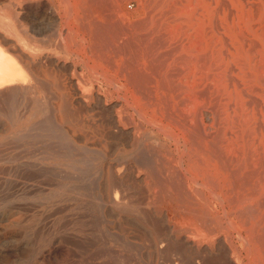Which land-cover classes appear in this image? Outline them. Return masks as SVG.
<instances>
[{"label":"rangeland","instance_id":"1","mask_svg":"<svg viewBox=\"0 0 264 264\" xmlns=\"http://www.w3.org/2000/svg\"><path fill=\"white\" fill-rule=\"evenodd\" d=\"M0 13V35L8 44L27 34L35 45L38 42L37 51L50 53L56 61L36 65L39 82L48 88L37 83L36 95H26L35 102L15 98L2 105L11 109L0 110V264H264V0H0ZM70 78L91 86L94 97L87 107L72 99ZM58 104L69 105L73 116L53 114ZM50 121L56 126L48 127ZM58 142L71 150L55 148ZM111 175L114 185L124 188L111 187ZM171 176L179 185L171 183ZM120 186L126 192L114 193ZM177 193L182 195L177 198ZM114 194L125 204L121 200L117 208ZM173 198L181 200L176 199V205L188 206V212L171 209ZM192 211L206 217L196 218Z\"/></svg>","mask_w":264,"mask_h":264},{"label":"bare ground","instance_id":"2","mask_svg":"<svg viewBox=\"0 0 264 264\" xmlns=\"http://www.w3.org/2000/svg\"><path fill=\"white\" fill-rule=\"evenodd\" d=\"M21 1V0H20ZM23 1V0H22ZM66 1V0H65ZM90 1V0H89ZM94 1H96V0H94ZM19 2V1H18ZM88 2V1H87ZM93 2V1H92ZM103 2V1H102ZM107 2V1H106ZM110 4V3H109ZM108 4V5H109ZM7 5V4H6ZM68 5H69V3H68ZM101 5H103V4H101ZM107 5V4H106ZM17 6V5H16ZM97 6V5H96ZM88 7V6H87ZM91 7H93V6H91ZM90 7V8H91ZM70 8V7H69ZM96 8V7H95ZM100 8V7H99ZM5 9V8H4ZM6 9H8V6L6 7ZM10 6H9V11L8 12H10V14H12L11 13V11H10ZM111 9V8H110ZM2 10V9H1ZM70 10V9H69ZM87 10H88V8H87ZM86 10V11H87ZM102 10H103V8H102ZM93 11V10H92ZM91 11V12H92ZM105 11V10H104ZM109 11V10H108ZM112 11V10H111ZM19 12V11H18ZM97 12V11H96ZM64 13V12H63ZM87 13H88V11H87ZM108 13V12H107ZM6 14H8L7 12H6ZM5 14V15H6ZM17 14V13H16ZM104 14H106V13H104ZM111 14V13H110ZM0 15H1V13H0ZM4 15V16H5ZM15 15V14H14ZM88 15H90V14H88ZM87 15V16H88ZM2 16V15H1ZM20 16V15H19ZM8 17H9V15H8ZM13 17V16H12ZM71 17V16H70ZM69 17V18H70ZM118 17H120V16H118ZM9 18H11V17H9ZM24 18V17H23ZM112 18V17H111ZM114 18V17H113ZM121 18H123V17H121ZM149 18V17H148ZM19 19H21V18H19ZM18 19V20H19ZM94 19V18H93ZM92 19V20H93ZM107 19V18H106ZM11 20H13V19H11ZM67 20V19H66ZM69 20V19H68ZM87 20V19H86ZM85 20V21H86ZM115 20V19H114ZM121 21H124V20H122V19H120ZM119 20V21H120ZM146 20H148V19H146ZM14 21V20H13ZM113 21V20H112ZM116 21V20H115ZM1 22V21H0ZM110 22H111V20H110ZM13 23H17V22H13ZM92 23V22H91ZM97 23H99V22H97ZM96 23V24H97ZM101 23H102V21H101ZM113 23V22H112ZM11 24V23H10ZM37 24V23H36ZM40 24V23H39ZM94 24V23H93ZM93 24H91V25H93ZM118 24V23H117ZM120 24V23H119ZM121 24L122 25H124L122 22H121ZM120 24V25H121ZM138 24V23H137ZM141 24V23H140ZM145 24V23H144ZM157 24V23H156ZM15 25H17V24H15ZM38 25V24H37ZM81 25V24H80ZM95 25V24H94ZM98 25V24H97ZM97 25H95V26H97ZM133 26H137L136 24L134 25V24H132ZM20 26V25H19ZM39 26V25H38ZM99 26V25H98ZM106 26V25H105ZM113 26H114V24H113ZM34 27V26H33ZM67 27V26H66ZM81 28H82V26H80ZM100 27V26H99ZM106 27H108V26H106ZM116 27H117V25H116ZM163 27V26H162ZM68 28V27H67ZM94 28H96V27H94ZM114 28V27H113ZM120 28V27H119ZM123 28H125L124 26H123ZM132 28V27H131ZM8 29V28H7ZM17 29H19V27L17 28ZM30 29V28H29ZM83 29V28H82ZM97 29V28H96ZM108 29H109V27H108ZM107 29V30H108ZM133 29V28H132ZM9 30V29H8ZM71 30V29H70ZM85 30H86V28H85ZM88 30V29H87ZM114 30H115V28H114ZM128 30V29H127ZM140 29H138V31H139ZM152 30V29H151ZM2 31V30H1ZM19 31H20V29H19ZM98 31V30H97ZM129 31V30H128ZM137 31V30H136ZM3 32V31H2ZM11 32V31H10ZM75 32V31H74ZM102 32V31H101ZM110 32V31H109ZM124 32H126L125 30H124ZM123 32V33H124ZM132 32V31H131ZM152 32H154L153 30H152ZM73 33V32H72ZM106 33V32H105ZM115 33H116V31H115ZM127 33H129V32H127ZM150 33V32H149ZM5 34V33H4ZM11 34V33H10ZM12 34H14L15 36H16V34L15 33H12ZM25 34V33H24ZM38 34V33H37ZM74 34V33H73ZM88 34V33H87ZM158 34V33H157ZM13 35V36H14ZM100 35V34H99ZM98 35V36H99ZM106 35H107V33H106ZM127 36H129L128 34H126ZM23 36V37H22ZM21 36V38L22 39H19L18 38V40L16 41H13V42H9V44L7 43V41L6 40H8V39H6L5 37H4V35H0V110L2 111V109H1V107H2V105L3 104H6V103H10L12 100H14L15 98H23L24 96H28L29 94H31V93H33L32 95H29V96H34V94L36 95V93H35V91H36V88H37V86H38V82L40 81L39 79H38V76H37V74H39V73H37L38 71H36L37 70V68H40V66L39 67H37L36 65L42 60V61H48L50 58L52 59L53 57H50V53H49V55L48 54H45L44 56H43V54L44 53H42V52H39V51H37V49L39 48V45H38V42L37 41H40V40H36V42H37V45H35L33 42H31V40H30V38H29V36L27 35V34H25V35H22ZM52 36V35H51ZM141 36V35H140ZM145 36V35H144ZM9 37V36H8ZM49 37V36H48ZM100 37V39H101V36H99ZM109 37V36H108ZM130 37V36H129ZM35 38H36V36H35ZM41 38V37H40ZM53 38V37H52ZM112 38V37H111ZM131 38V37H130ZM154 38H157V37H154ZM54 39V38H53ZM68 39V38H67ZM94 39V38H93ZM97 39V38H96ZM127 39V38H126ZM145 39H146V36H145ZM168 39V38H167ZM63 39H61V41H62ZM90 40V39H89ZM92 40V39H91ZM90 40V41H91ZM102 40V39H101ZM133 40V39H132ZM157 41H158V39H156ZM42 41V40H41ZM51 41H52V39H51ZM99 41V40H98ZM142 41V40H141ZM145 41V40H144ZM35 42V43H36ZM42 42H44V41H42ZM50 42V41H49ZM113 42V41H112ZM131 42V41H130ZM143 42V41H142ZM141 42V43H142ZM159 42V41H158ZM161 42V41H160ZM63 43V42H62ZM82 43V42H81ZM114 43V42H113ZM40 44V43H39ZM44 44V43H43ZM42 44V45H43ZM46 44V43H45ZM44 44V45H45ZM50 44V43H49ZM52 44L54 45V43L52 42ZM52 44H50V45H52ZM118 44V43H117ZM121 44V43H120ZM120 44H118V45H120ZM161 44V43H160ZM41 45V44H40ZM148 45V44H147ZM105 46V45H104ZM115 46V45H114ZM161 46V45H160ZM171 46V45H170ZM52 47V46H51ZM102 47V46H101ZM163 47V49H164V47L165 46H162ZM161 47V48H162ZM178 47V46H177ZM43 48H46V47H44L43 46ZM92 48H95V47H92ZM98 48H100V47H98ZM104 48V47H103ZM41 49H42V47H41ZM97 49V48H96ZM40 50V49H39ZM171 50V49H170ZM96 51V50H95ZM152 51H153V49H152ZM155 52H156V50H154ZM97 52V51H96ZM110 52V51H109ZM151 52V51H150ZM166 52V51H165ZM165 52H163L164 54H165ZM171 52V51H170ZM196 52V51H195ZM57 53V52H56ZM100 53V52H99ZM127 53V52H126ZM148 53V52H147ZM109 54V53H108ZM125 54V53H124ZM132 54V53H131ZM152 54H153V52H152ZM51 55H53V54H51ZM56 55H58V54H56ZM60 55V54H59ZM116 55V54H115ZM133 55V54H132ZM159 55V54H158ZM167 55H169V54H167ZM55 56V55H54ZM162 56V55H161ZM160 56V57H161ZM163 56H166V55H163ZM182 56V55H181ZM58 57L59 56H56L55 58H57L58 59ZM104 57V56H103ZM131 57V56H130ZM133 57V56H132ZM131 57V58H132ZM150 57H151V55H150ZM154 57V56H153ZM168 57V56H167ZM166 57V58H167ZM171 57H173L172 56V54H171ZM101 58V57H100ZM99 58V59H100ZM112 58V57H111ZM110 58V59H111ZM158 58V57H157ZM182 58H185V57H182ZM187 58V57H186ZM185 58V59H186ZM200 58H202V57H200ZM134 59V58H133ZM163 59V58H162ZM168 59V58H167ZM166 59V60H167ZM189 59V58H188ZM101 60V59H100ZM112 60V59H111ZM132 60V59H131ZM130 60V61H131ZM165 60V59H164ZM169 60V59H168ZM201 60V59H200ZM199 60V61H200ZM41 61V62H42ZM136 61V60H135ZM153 61V60H152ZM159 61V60H158ZM183 61H184V59H183ZM187 61V60H186ZM202 61V60H201ZM51 63H56V61L54 60V59H52L51 61H50ZM64 62V61H63ZM105 62V61H104ZM133 62V61H132ZM150 62V61H149ZM157 62V61H156ZM162 62H164L163 60H162ZM177 62V61H176ZM180 62H182V61H180ZM50 63V64H51ZM136 63H138V62H136ZM150 63H152V62H150ZM158 63V62H157ZM41 64H44L45 65V63H41ZM49 64V63H48ZM61 64V63H60ZM107 64V63H106ZM134 64V63H133ZM141 64V63H140ZM172 64V63H171ZM54 65V64H53ZM160 65V64H159ZM166 65V64H165ZM180 65H181V63H180ZM42 66V68H44L43 67V65H41ZM139 66V65H138ZM158 66V65H157ZM177 66H178V63H177ZM58 67H60V65L58 66ZM69 67V66H68ZM141 67V66H140ZM172 68H173V66H171ZM199 67H201V66H199ZM47 68H49V67H47ZM56 68V67H55ZM138 68V67H137ZM50 69V68H49ZM110 69V68H109ZM117 69V68H116ZM139 69V68H138ZM141 69V68H140ZM58 70V69H57ZM111 70V69H110ZM142 70V69H141ZM186 70V69H185ZM40 71V70H39ZM81 71V70H80ZM124 71V70H123ZM126 71V70H125ZM136 71V70H135ZM139 71V70H138ZM138 71H136V73H138ZM177 71V70H176ZM179 71V70H178ZM44 72V71H43ZM156 72V71H155ZM172 72H173V70H172ZM180 72V71H179ZM181 72H182V70H181ZM46 73V72H45ZM120 73V72H119ZM161 73V72H160ZM84 74V73H83ZM128 74V73H127ZM130 74V73H129ZM143 74H144V72H143ZM180 74V73H179ZM51 75V74H50ZM71 75V74H70ZM96 75H98V74H96ZM132 75H134V74H132ZM147 75V74H146ZM145 75V76H146ZM120 76V75H119ZM135 76V75H134ZM143 76V75H142ZM148 76V75H147ZM173 76V75H172ZM172 76H170V77H172ZM45 77H47V76H45ZM44 77V78H45ZM59 78H60V76H58ZM62 77H64V76H62ZM174 77V76H173ZM67 78V77H66ZM65 78V79H66ZM148 78V77H147ZM146 78V79H147ZM175 78H177V77H175ZM174 78V79H175ZM178 78H179V76H178ZM46 79V78H45ZM68 79V78H67ZM143 79V78H142ZM158 79H160V78H158ZM48 80V79H47ZM46 80V81H47ZM53 80V79H52ZM58 80H60V79H58ZM88 79H86V83H88V81H87ZM110 80V79H109ZM66 80H64V82H65ZM128 81H129V79H128ZM139 81V83H141L140 82V80H138ZM143 81V80H142ZM152 81V80H151ZM41 82V81H40ZM39 82V83H40ZM48 82V81H47ZM49 82H50V80H49ZM52 82H54V81H52ZM103 82V81H102ZM111 82V81H110ZM148 82V81H147ZM146 82V83H147ZM154 82V81H153ZM176 82H177V80H176ZM66 83V82H65ZM68 85H69V87H70V90H71V92H72V99L74 100L75 99V101L74 102H76V104H79V105H81V107L82 106H88V104H89V102L91 101V100H93V97H94V95H93V93H92V90L90 89L91 88V86L89 87H87V88H85V80L83 81V80H81V79H74V78H70L69 79V81H68ZM90 83V82H89ZM112 83V82H111ZM144 83V82H143ZM40 84H42V83H40ZM53 84H55V83H53ZM57 84V83H56ZM59 84H61L60 82H59ZM142 84V83H141ZM154 84V83H153ZM175 84V83H174ZM179 84V83H178ZM45 86H46V84H44ZM43 84H42V86H44ZM90 85V84H89ZM111 85V84H110ZM140 85V84H139ZM143 85V84H142ZM44 86V87H45ZM53 86V85H52ZM58 87H59V85H57ZM63 86V85H62ZM62 86H60L59 88L61 89V87ZM67 87V86H66ZM68 87V88H69ZM141 87V86H140ZM164 87V86H163ZM162 86H161V88H163ZM45 88H48V87H45ZM58 88V89H59ZM65 88V87H64ZM152 88V87H151ZM59 89V90H60ZM153 89V88H152ZM160 89V88H159ZM183 89V88H182ZM94 90V89H93ZM121 90V89H120ZM145 90V89H144ZM163 90H165V89H163ZM54 91V90H53ZM143 91V90H142ZM178 91V90H177ZM45 92V91H44ZM62 92V91H61ZM65 92V91H64ZM60 93V92H59ZM173 93V92H172ZM55 94H56V92H55ZM61 94H63V93H61ZM61 94H58V95H61ZM97 94V93H96ZM151 94H152V92H151ZM182 94V93H181ZM44 95V94H43ZM57 95V94H56ZM57 95V96H58ZM65 95V94H64ZM99 95H101L100 93H99ZM143 95V94H142ZM198 95H200V94H198ZM26 96V98L28 99H26L27 101H29L30 100V98H28ZM47 96V95H46ZM45 95H44V97H46ZM49 96V95H48ZM69 96V94H67V97ZM93 96V97H92ZM96 96V95H95ZM154 96V95H153ZM152 96V97H153ZM37 97H38V93H37ZM44 97H42V98H44ZM196 97V96H195ZM34 98V97H33ZM47 98V97H46ZM46 98H44V100L43 99H41V100H43L44 102H45V99ZM54 98V97H53ZM98 98H100L99 96H98ZM121 98V97H120ZM163 98V97H162ZM161 98V99H162ZM192 98H193V96H192ZM191 98V99H192ZM52 99V98H51ZM60 99V98H59ZM68 99V98H67ZM95 99V98H94ZM102 99V98H101ZM115 99V98H114ZM117 99V98H116ZM154 99V98H153ZM41 100H40V102H41ZM47 100H49L48 98H47ZM46 100V101H47ZM63 100H65V99H63ZM70 100H71V98H70ZM198 100H200V99H198ZM19 101V100H18ZM18 101H17V103H18ZM23 101V100H22ZM22 101H20V103L22 102ZM27 101H26V103H25V106L28 104V103H30V102H28L27 103ZM30 101H34V100H30ZM43 101H42V103H43ZM60 101V100H59ZM96 101H101V100H96ZM190 101H192V100H190ZM193 101H195V99H193ZM15 102V101H14ZM35 102V101H34ZM33 102V103H34ZM38 101H36V103H37ZM48 102H50V101H48ZM48 102L46 103V105L48 104ZM119 102V101H118ZM124 102V101H123ZM134 102V101H133ZM184 102H187L186 100H184ZM183 101H182V103H184ZM189 102V101H188ZM12 103V102H11ZM52 103V102H51ZM64 103H73L72 101L70 102V101H66L65 100V102ZM15 104H16V102H15ZM14 104V105H15ZM35 104V103H34ZM38 104V103H37ZM75 104V105H76ZM97 104V103H96ZM102 104V103H101ZM7 106H8V104H6ZM10 105V104H9ZM11 105H13V104H11ZM30 106H31V104H29ZM40 105H42V104H40ZM49 105V104H48ZM73 105V104H72ZM113 105V104H112ZM182 105V104H181ZM21 106V105H20ZM19 106V107H20ZM35 106V105H34ZM43 106H44V104H43ZM67 106H69V105H66V107H65V104H64V106H62V104L59 106V104H58V106H57V108H56V106L54 107V111H53V114L54 113H62L63 114V116H68L70 113V108L71 107H69V109H68V107ZM99 106V105H98ZM102 106V105H101ZM143 106V105H142ZM180 106V105H179ZM12 107V106H11ZM11 107L9 108V109H11ZM16 107V106H15ZM27 107V106H26ZM73 107V106H72ZM80 107V106H79ZM188 107V106H187ZM203 107V106H202ZM2 108H4V107H2ZM8 108H6L7 110H9ZM17 108V107H16ZM15 108V109H16ZM43 108V107H42ZM48 109L50 112H51V110H50V106H46L45 108H43L44 109V111H45V109ZM92 108H94V107H92ZM109 108H111L110 106H109ZM123 109H124V107H122ZM142 108V107H141ZM5 108H4V110L3 111H5L6 110ZM13 109H14V107H13ZM36 109H37V107H36ZM41 109V108H40ZM46 109V110H47ZM69 110V112H68V110ZM83 109V108H82ZM108 109V108H107ZM122 109V110H123ZM126 109V108H125ZM193 110H194V108H192ZM39 110V109H38ZM42 110V109H41ZM76 111H77V109H75ZM121 110V109H120ZM0 111V112H1ZM14 111V110H13ZM23 111V110H22ZM21 111V112H22ZM26 111H27V108H26ZM40 111V110H39ZM38 111V112H39ZM83 111H84V109H83ZM125 111V110H124ZM198 111V110H197ZM28 112V111H27ZM42 113H45V112H43V111H41ZM79 112H81L80 110H79ZM89 112H90V110H89ZM115 112V111H114ZM118 112V111H117ZM120 112H123V111H120ZM127 112V111H126ZM5 113V112H4ZM3 113V114H4ZM14 113V112H13ZM50 115L51 113H49V112H46V115H48V114ZM78 113V112H77ZM104 113H105V111H104ZM108 113V112H107ZM106 113V114H107ZM128 113V112H127ZM8 114H10V112H8ZM25 114H26V112H25ZM106 114H103L104 116L106 115ZM132 114V113H131ZM198 114H200V113H198ZM5 115H7V114H5ZM42 115V114H41ZM76 115V114H75ZM74 115V116H75ZM82 115V114H81ZM87 115H88V113H87ZM96 115V114H95ZM114 115V114H113ZM112 115V116H113ZM121 115V114H120ZM136 115V114H135ZM4 116V115H3ZM10 116V115H9ZM43 116H44V118H46L45 117V114H43ZM52 116V115H51ZM51 116H49V117H51ZM59 116V115H58ZM69 116H71V114L69 115ZM73 116V115H72ZM71 116V117H72ZM104 116L102 117V118H104ZM117 116H118V114H117ZM7 118H9L8 117V115L6 116ZM25 117H26V115H25ZM62 118V116H59V118ZM78 117V116H77ZM129 117V116H128ZM11 118V117H10ZM44 118H42L43 120H44ZM58 118V117H57ZM58 118V119H59ZM80 118V117H79ZM101 118V119H102ZM107 118H109L108 116H107ZM23 119V118H22ZM21 119V120H22ZM47 119H48V116H47ZM46 119V120H47ZM51 119V121H53L52 120V117L50 118ZM55 119H56V117H55ZM57 119V120H58ZM68 119V118H67ZM113 119V118H112ZM120 119V118H119ZM126 119V118H125ZM170 119V118H169ZM176 119H177V117H176ZM42 120V121H43ZM61 120V119H60ZM106 120V119H105ZM113 120H115V119H113ZM10 121H12L11 119H10ZM41 121V120H40ZM50 121V122H51ZM85 121H87L86 119H85ZM116 121H117V123H119L118 125L119 126H121L122 125V123H120V122H122V121H118V117H117V119H116ZM115 121V122H116ZM143 121V120H142ZM182 121V120H181ZM185 121V120H184ZM184 121H183V124H184ZM46 122V121H45ZM58 122V121H57ZM80 123H82V121H79ZM89 122V121H88ZM100 122H102L101 120H100ZM157 122V121H156ZM3 123H6V122H3ZM36 123H39V121L38 122H36ZM41 123V124H40ZM39 124L41 125V127H42V122H40ZM47 123H49V121L47 122ZM47 123H44V124H47ZM52 123V124H51ZM49 125L47 124V126L49 127H51L53 124L55 125V123H53V122H51ZM70 123V122H69ZM108 123V122H107ZM182 123V122H181ZM7 124V123H6ZM38 124V125H39ZM60 124V123H59ZM109 124V123H108ZM136 124V123H135ZM172 124V123H171ZM4 125V124H3ZM35 125V124H34ZM77 125V124H76ZM81 125V124H80ZM90 125V124H89ZM100 125V124H99ZM112 125H113V123H112ZM130 125H131V121H130ZM133 125H134V123H133ZM138 125V124H137ZM150 125H152V124H150ZM200 125V124H199ZM15 126V125H14ZM22 126V125H21ZM44 126H46V125H44ZM43 126V127H44ZM56 126V125H55ZM102 126V125H101ZM124 126H126V125H124ZM123 126V127H124ZM136 126V125H135ZM154 126V125H153ZM160 126V125H159ZM23 127V126H22ZM42 127V128H43ZM58 127V126H57ZM77 127V126H76ZM85 127V126H84ZM111 127V126H110ZM115 127V126H114ZM117 127V126H116ZM122 127V128H123ZM161 127V126H160ZM181 127H182V125H181ZM196 127V126H195ZM194 127V128H195ZM211 127V126H210ZM3 128V127H2ZM32 128V130H33V127H31ZM38 128V132L39 131H41L40 129H39V127H36V129ZM124 128H126L127 129V127H124ZM123 128V129H124ZM155 128V127H154ZM198 128V127H197ZM0 129H1V127H0ZM7 129V128H6ZM35 129V128H34ZM45 129V128H44ZM47 129H50V128H47ZM86 129V128H85ZM115 129H117V128H115ZM119 129V128H118ZM117 129V130H118ZM142 129V128H141ZM145 129V128H144ZM8 130H9V124H8ZM7 130V131H8ZM31 130V129H30ZM32 130L30 131V132H32ZM51 130V129H50ZM50 130H46V131H49L50 132ZM72 130V129H71ZM6 131V132H7ZM35 131V130H34ZM37 131V130H36ZM42 131H43V129H42ZM108 131V130H107ZM136 131H138V130H136ZM159 131V130H158ZM163 131V130H162ZM2 132V131H1ZM12 132V131H11ZM28 132H29V130H28ZM43 132H45V130L43 131ZM53 132V131H52ZM51 132V133H52ZM99 132V131H98ZM102 132V131H101ZM118 132H120V131H118ZM172 132V131H171ZM195 132V131H194ZM219 132V131H218ZM2 133H4V132H2ZM12 133H14V132H12ZM108 133V132H107ZM134 133V132H133ZM137 133V132H136ZM196 133V132H195ZM41 134V133H40ZM110 134V133H109ZM139 134V133H138ZM198 134V133H197ZM212 134V133H211ZM210 134V135H211ZM214 134V133H213ZM8 135H9V133H8ZM39 135V134H38ZM38 135H36L35 134V136L34 137H37ZM51 135V134H50ZM105 135V134H104ZM199 135V134H198ZM201 135V134H200ZM219 135H220V133H219ZM219 135H218V137H219ZM22 136V135H21ZM24 136V135H23ZM26 136H30V134L29 135H26ZM26 136H24L25 138H26ZM100 136V135H99ZM137 136V135H136ZM135 136V138H137ZM139 136V135H138ZM202 136H203V133H202ZM31 137H32V135H31ZM47 137V136H46ZM200 137V136H199ZM212 137V136H211ZM221 137H222V135H221ZM220 137V138H221ZM9 138V137H8ZM49 138H53L54 139V136H52L51 135V137H49ZM74 138V137H73ZM192 138H195V136L194 137H192ZM207 138H210V137H207ZM219 138V139H220ZM55 139H59V138H57L56 137V135H55ZM14 140V139H13ZM193 140V139H192ZM198 140V139H197ZM11 141V140H10ZM126 141V140H125ZM136 141H137V139H136ZM195 141V140H194ZM214 141V140H213ZM220 141V140H219ZM222 141V140H221ZM9 142V141H8ZM24 142V141H23ZM42 142V141H41ZM103 142V141H102ZM196 142V141H195ZM30 143V142H29ZM59 143V142H58ZM134 143H135V141H134ZM202 143V142H201ZM216 143H217V139H216ZM222 143V142H221ZM25 144H27L26 142H25ZM36 144V143H35ZM51 144H53V143H51ZM51 144H48L47 146V148H49V146L51 147L52 145ZM196 144V143H195ZM4 145V144H3ZM7 145V144H6ZM20 145V144H19ZM63 145V144H62ZM67 145V144H66ZM72 145V144H71ZM135 145V144H134ZM177 145V144H176ZM197 145V144H196ZM222 145V144H221ZM68 146V145H67ZM184 146V145H183ZM18 147H20V146H18ZM43 147V146H42ZM55 147V146H54ZM57 147H60L59 149L60 150H62L63 148H66V150H71V147H70V149H67V147L65 146V147H62V146H60V143H59V146H56L55 148H57ZM13 148V147H12ZM52 148V147H51ZM69 148V147H68ZM14 149V148H13ZM43 149V148H42ZM45 149V148H44ZM184 149H185V147H184ZM203 149V148H202ZM213 149V148H212ZM218 149H220V148H218ZM223 149V148H222ZM27 150V149H26ZM41 150V149H40ZM46 150V149H45ZM50 150H52V149H50L49 148V151ZM64 150V149H63ZM192 150V149H191ZM211 150V149H210ZM44 151V150H43ZM73 151H75V150H73ZM180 151V150H179ZM203 151H204V149H203ZM220 151V150H219ZM25 152V151H24ZM52 152H55L54 150L52 151ZM181 152V151H180ZM184 152V151H183ZM43 153V152H42ZM56 153V152H55ZM62 153V152H61ZM68 153H70V152H68ZM85 153V152H84ZM87 153V152H86ZM166 153V152H165ZM190 153V152H189ZM206 153H208V152H206ZM217 153H219L218 151H217ZM221 153V152H220ZM44 154H45V151H44ZM57 154H60V153H57ZM64 154V153H63ZM182 154V153H181ZM185 154V153H184ZM209 155H210V153H208ZM221 154H223V153H221ZM220 154V155H221ZM27 155V154H26ZM48 156H49V154H47ZM65 155H66V153L64 154V155H62V156H64L65 157ZM72 155V154H71ZM164 155H166V154H164ZM177 155V154H176ZM248 155V154H247ZM4 156V155H3ZM66 156H68V155H66ZM70 156V155H69ZM78 156H80V154L78 155ZM150 156H151V154H150ZM167 156V155H166ZM223 156H225L224 154H223ZM223 156H221V157H223ZM137 157V156H136ZM181 157H182V155H181ZM212 157V156H211ZM219 157V156H218ZM59 158V157H58ZM65 158H68V157H65ZM157 158H158V156H157ZM169 158V157H168ZM226 158V157H225ZM225 158H223L224 160H226ZM40 159V158H39ZM136 159V158H135ZM155 159V158H154ZM163 159V158H162ZM215 159V158H214ZM219 159V158H218ZM229 159V158H228ZM248 159H249V156H248ZM251 159V158H250ZM249 159V160H250ZM253 159H255V158H253ZM259 159H262V158H259ZM41 160H43V158L41 159ZM45 160V159H44ZM50 160V159H49ZM52 160V159H51ZM60 160V159H59ZM80 160H82V159H80ZM141 160V159H140ZM159 160V159H158ZM168 160V159H167ZM171 160H172V158H171ZM174 160V159H173ZM192 160V159H191ZM222 160V159H221ZM58 161V160H57ZM70 161V160H69ZM78 161V160H77ZM137 161V160H136ZM157 161V160H156ZM166 161V160H165ZM199 161V160H198ZM227 161V160H226ZM229 161V160H228ZM72 162H76V160H74V161H72ZM80 162V161H79ZM82 163L84 162V161H81ZM80 162V164H82ZM86 162V161H85ZM140 163H141V161H139ZM148 162V161H147ZM151 162V161H150ZM171 163H172V161H170ZM222 162V161H221ZM233 162H235V160H233ZM243 162V161H242ZM256 162V161H255ZM44 163V162H43ZM56 163V162H55ZM61 163V162H60ZM68 163V162H67ZM78 162H76V164H77ZM152 163V162H151ZM166 163V162H165ZM180 164H181V162H179ZM228 163V162H227ZM249 162L247 161V165H249L248 164ZM257 163V162H256ZM73 164V163H72ZM86 164V166L83 164V166H85L86 168L88 167V164H87V162L85 163ZM90 164V163H89ZM153 164V163H152ZM174 164V163H173ZM220 164V163H219ZM222 164V163H221ZM220 164V165H221ZM232 164V163H231ZM255 164V163H254ZM253 164V165H254ZM259 164V163H258ZM63 165V164H62ZM64 165H66V164H64ZM71 165V164H70ZM70 165H69V168H70ZM126 165V164H125ZM138 165V164H137ZM145 165H147V164H145ZM175 165H176V163H175ZM230 165V164H229ZM253 165H251V166H253ZM91 166V165H90ZM93 166V165H92ZM119 166V165H118ZM222 166H224V165H222ZM260 166V165H259ZM36 167V166H35ZM75 167V166H74ZM104 167V166H103ZM113 167V166H112ZM122 167H124V165L122 166ZM151 168L150 169H152V166H150ZM166 167V166H165ZM165 167H163V168H165ZM225 167V166H224ZM226 167L228 168L229 166H227L226 165ZM231 167V166H230ZM239 167H241L240 165H239ZM238 167V168H239ZM243 167V166H242ZM54 168V167H53ZM66 168H68V167H66ZM139 168V167H138ZM143 168V167H142ZM157 168H158V166H157ZM251 168H253V167H251ZM250 168V169H251ZM255 168L256 167H254V169L253 170H255ZM263 168V170H264V166L262 167ZM45 169V168H44ZM47 169V168H46ZM72 169V168H71ZM122 169V168H121ZM162 169V168H161ZM168 169H169V167H168ZM171 169V168H170ZM176 169V168H175ZM223 169V168H222ZM221 169V170H222ZM226 169V168H225ZM224 169V170H225ZM230 169V168H229ZM228 169V170H229ZM249 169V168H248ZM258 170L260 169V167L259 168H257ZM39 170V169H38ZM47 170H50V169H47ZM52 170V169H51ZM51 170H50V172H51ZM68 170V169H67ZM73 170H76V169H73ZM77 170H79V168H77ZM76 170V171H77ZM91 169H89V171H90ZM120 170V169H119ZM118 170V172H117V174H119V176H120V171ZM129 170V169H128ZM139 170V169H138ZM141 170V169H140ZM144 170V169H143ZM153 170V169H152ZM173 170V169H172ZM239 170V169H238ZM237 170V171H238ZM242 170V169H241ZM252 170V169H251ZM40 171V170H39ZM53 171V170H52ZM62 171V170H61ZM79 171H83V170H79ZM149 171H151V170H149ZM158 172L160 171V169L159 170H157ZM164 171V170H163ZM165 171H166V169H165ZM42 172V171H41ZM67 172V171H66ZM146 172H148V171H146ZM169 172V171H168ZM172 173H173V171H171ZM227 172V171H226ZM229 172V171H228ZM254 172V171H253ZM256 172V171H255ZM64 173V172H63ZM143 173H145V172H143ZM171 173V174H172ZM179 173V172H178ZM225 173V172H224ZM239 173V172H238ZM262 173V172H261ZM66 174V173H65ZM68 175V177H69V173H67ZM80 175H81V173H79ZM111 174H113L112 172H111ZM149 174H150V172H149ZM158 174V173H157ZM170 174V175H171ZM177 174V173H176ZM234 174V173H233ZM253 174V173H252ZM251 174V175H252ZM257 174V173H256ZM264 174V173H263ZM61 175V174H60ZM74 175V176H73ZM73 175H71L73 178L75 177L76 178V175L75 174H73ZM87 175V174H86ZM114 175V174H113ZM146 175V174H145ZM162 175H163V173H162ZM246 175H247V172H246ZM66 176V177H67ZM154 176V175H153ZM158 176V175H157ZM176 177L178 176V175H175ZM182 176V175H181ZM230 176H232V172H231V175ZM238 176V175H237ZM244 176H245V174L243 175V177L242 178H244ZM258 175H256L255 177H257ZM111 177H112V175H111ZM110 177V179H112V181L114 180V178L112 177L111 178ZM115 177V176H114ZM192 177V176H191ZM250 177V176H249ZM248 177V178H249ZM263 177H264V175H263ZM155 178V177H154ZM165 178V177H164ZM170 178V177H169ZM178 178V177H177ZM234 178V177H233ZM232 178V179H233ZM238 178V177H237ZM240 178V177H239ZM247 178V176H245V179ZM251 178H252V176H251ZM250 178V179H251ZM106 179V178H105ZM116 179V178H115ZM156 179H158V178H156ZM171 183L173 182V177L171 176ZM181 179H182V177H181ZM184 179V178H183ZM182 179V180H183ZM192 179V178H191ZM231 179V180H232ZM236 179V178H235ZM244 179V180H245ZM259 179V178H258ZM263 180H264V178H262ZM149 180H150V178H149ZM152 180V179H151ZM163 180V179H162ZM166 180L168 181V179L166 178ZM243 180V179H242ZM243 180V181H244ZM248 180V179H247ZM252 180V179H251ZM154 181H155V179H154ZM158 181V180H157ZM167 181H165L166 182V184H167ZM177 181V180H176ZM185 181V180H184ZM183 181V182H184ZM257 181V180H256ZM255 181V182H256ZM259 181V180H258ZM114 182L115 181H113V183H112V185H114ZM120 182H122V181H120ZM119 182V183H120ZM124 182V181H123ZM240 182V181H239ZM238 182V183H239ZM247 182V181H246ZM249 182V181H248ZM251 182V181H250ZM260 182V181H259ZM264 183V181H261V183ZM93 183V182H92ZM106 183V182H105ZM111 183V182H110ZM117 183V182H116ZM160 183V182H159ZM169 183V182H168ZM176 183V185L178 184L177 182H175ZM174 182H173V184H175ZM185 183V182H184ZM95 184V183H94ZM155 184V183H154ZM165 184V183H164ZM170 184V183H169ZM196 184V183H195ZM194 184V185H195ZM228 184V183H227ZM247 185H246V187H248V183H246ZM115 185H121L122 186V184H115ZM111 186V187H116V186ZM152 185V184H151ZM150 185V186H151ZM158 185V184H157ZM168 185V184H167ZM167 185H166V187H167ZM179 185V184H178ZM186 185H187V183H186ZM221 185V184H220ZM256 185V184H255ZM121 186H120V190H115L114 191V193H116V191H120L121 192ZM124 186V185H123ZM122 186V187H123ZM153 186V185H152ZM156 186V185H155ZM161 186H163V185H161ZM188 186V185H187ZM204 186V185H203ZM216 186H217V184H216ZM237 186V185H236ZM244 186H245V184H244ZM157 187V186H156ZM172 186H170V188H171ZM174 187H175V185H174ZM173 187V188H174ZM182 187V186H181ZM197 187V186H196ZM234 187V186H233ZM253 187H255V186H253ZM260 187V186H259ZM258 187V188H259ZM72 188V187H71ZM119 188V187H118ZM124 188V187H123ZM161 188V187H160ZM168 188V187H167ZM186 188V187H185ZM202 188V187H201ZM218 188V187H217ZM244 188V187H243ZM251 188V187H250ZM255 188H257V187H255ZM69 189V188H68ZM67 189V190H68ZM113 189V188H112ZM116 189V188H115ZM125 189H126V187H125ZM164 189H165V186H164ZM164 189H163V191H164ZM178 189V188H177ZM180 189V188H179ZM178 189V190H179ZM207 189V188H206ZM215 189H216V187H215ZM215 189H213V190H215ZM114 190V189H113ZM146 190V189H145ZM160 190V189H159ZM158 190V191H159ZM165 190H167V189H165ZM169 190V189H168ZM171 190V189H170ZM182 190V189H181ZM250 190V189H249ZM248 190V191H249ZM104 191H106V190H104ZM110 191V190H109ZM112 191V190H111ZM123 191L124 192H126L124 189H123ZM123 191L121 192V193H123ZM241 191V190H240ZM245 191V190H244ZM259 191V190H258ZM257 191V192H258ZM70 192H71V190H70ZM69 192V193H70ZM120 192H119V194H120ZM128 192V191H127ZM147 192V191H146ZM160 192V191H159ZM167 192V191H166ZM173 192V191H172ZM176 192H177V190H176ZM213 192V191H212ZM252 192V191H251ZM250 192V193H251ZM118 193V192H117ZM133 193V192H132ZM155 193V192H154ZM161 193V192H160ZM160 193H157V194H160ZM164 192H162V194H163ZM170 193V192H169ZM179 193H181V192H179ZM179 193H177V196H175V197H177V198H179L181 195L179 194ZM188 193V192H187ZM235 193V192H234ZM244 193H246V192H244ZM253 193H254V191H253ZM255 193H256V191H255ZM255 193H254V195H255ZM110 194V193H109ZM112 194V193H111ZM126 194H129V192L128 193H126ZM131 194V193H130ZM130 194H129V196H130ZM162 194H161V196H162ZM164 194H166V193H164ZM227 194V193H226ZM257 194V193H256ZM114 195H116V194H114ZM123 195V194H122ZM122 195H119V196H121V197H124V195H125V193H124V195L122 196ZM151 195V194H150ZM167 195V194H166ZM179 195V196H178ZM190 195V194H189ZM201 195H203V194H201ZM106 196V195H105ZM118 196V194L116 195V196H114V204L116 205V207L118 208V202L119 201H121L120 203H122L123 205L125 204L124 202L125 201H123V199H121V200H118L119 198L117 197ZM126 196H128V195H126ZM160 196V197H161ZM211 196H212V194H211ZM213 196H215V195H213ZM235 196V195H234ZM239 196H240V194H239ZM250 196V195H249ZM107 197V196H106ZM111 197H112V195H111ZM110 196H109V198L110 199H112ZM120 197V198H121ZM174 197V196H173ZM174 197V198H175ZM191 197V196H190ZM241 197V196H240ZM127 198H129V197H127ZM168 198H171L172 199V196H170V197H168ZM173 198V199H174ZM176 198V199H177ZM188 198V197H187ZM251 198V197H250ZM250 198H249V200H250ZM264 198V197H263ZM157 199V198H156ZM161 199V198H160ZM160 199H158L159 201H158V203L160 202ZM163 199V198H162ZM161 199V200H162ZM171 199H169V200H171ZM176 199H174V204H173V207H172V202L171 203H168V201H167V203H168V208L169 207H172L171 209H174V210H177L178 211V209H181V211H182V209H183V211L185 212V210L187 211V209H188V206H187V208L186 207H183L182 208V206H184V204L181 206V205H179V206H181V208L178 206V205H176L175 203V200ZM181 199V198H180ZM190 199V198H189ZM107 200V199H106ZM113 200V199H112ZM125 200V199H124ZM128 200V199H127ZM152 200V199H151ZM191 200V199H190ZM192 200H193V198H192ZM244 200H245V198H244ZM243 200V201H244ZM248 200V201H249ZM177 201H178V203H180V201L181 200H179V199H177ZM221 201H223V200H221ZM232 201H234V199L232 200ZM247 201V202H248ZM162 202H163V200H162ZM170 202V201H169ZM183 202V201H182ZM181 202V203H182ZM220 201L218 200V203H219ZM246 202V201H245ZM107 203H108V201H107ZM157 202H155V204H156ZM161 203V202H160ZM164 203V202H163ZM185 203H187V202H185ZM228 203H230V202H228ZM240 203V202H239ZM242 203V202H241ZM249 203V202H248ZM263 204V202H260L259 204ZM109 204V203H108ZM162 204V203H161ZM169 204L171 205V206H169ZM187 204H190V203H187ZM221 204V203H220ZM219 204V205H220ZM233 204V203H232ZM235 204V203H234ZM258 204V205H259ZM131 205V204H130ZM160 205V204H159ZM197 205V204H196ZM201 205V204H200ZM231 205V204H230ZM239 205V204H238ZM257 205V204H256ZM112 206H114V205H112ZM121 206V205H120ZM126 206V205H125ZM124 206V207H125ZM132 206V205H131ZM195 206V205H194ZM198 206V205H197ZM206 206V205H205ZM223 205H221V207H222ZM124 207H119V208H124ZM201 207V206H200ZM138 208V207H137ZM186 208V209H185ZM112 209V208H111ZM114 209H115V207H114ZM125 209H127V211L130 209V207H128V208H125ZM161 209V208H160ZM185 209V210H184ZM197 209V208H196ZM193 210V211H195L196 213H198V210ZM116 210V209H115ZM152 210V209H151ZM155 210H156V208H155ZM157 210H159V209H157ZM169 210V209H168ZM189 210H190V208H189ZM251 210V209H250ZM118 211V210H117ZM173 211V210H172ZM192 211V212H193ZM200 211V210H199ZM246 211V210H245ZM252 211H254L253 209H252ZM119 212H121V209H120V211ZM123 212H126V210L124 211L123 210ZM188 212V211H187ZM190 212V211H189ZM191 212V213H192ZM195 212H193L194 214H195ZM200 212H203L202 210L200 211ZM200 212H199V214H200ZM215 212V211H214ZM226 212V211H225ZM128 213V212H127ZM170 213H172V215L175 213L174 211L173 212H170ZM178 213V212H177ZM179 213H180V211H179ZM178 213V215L180 216V214ZM186 213V212H185ZM185 213H183V215L182 216H185L186 214ZM204 214L206 213V212H203ZM243 213V212H242ZM249 213V212H248ZM248 213H245L246 215L248 214ZM254 213H256V212H254ZM253 213V214H254ZM144 214H145V212H144ZM185 214V215H184ZM194 214H192V217H193V215ZM202 214V213H201ZM203 214V215H204ZM244 214V213H243ZM250 214V213H249ZM202 215V216H203ZM175 216V215H174ZM201 216V215H200ZM199 216V217H200ZM201 216V217H202ZM221 216V215H220ZM223 216V215H222ZM245 216V215H244ZM264 216V215H263ZM151 217V216H150ZM187 217H188V213H187ZM194 217H196V214H195V216ZM192 218V219H196V218H199V217H196V218ZM203 217H206V216H203ZM243 216H241V218H242ZM251 218H252V216H250ZM149 218V217H148ZM202 219V218H201ZM204 219H206L207 220V218H204ZM243 219V218H242ZM252 219H254V218H252ZM263 219V218H262ZM165 220V219H164ZM168 220V219H167ZM185 220V219H184ZM191 220V219H190ZM197 220V219H196ZM203 220V219H202ZM201 220V221H202ZM206 220H205V222H206ZM193 221V220H192ZM199 221V220H198ZM224 221V220H223ZM243 221V220H242ZM254 221V220H253ZM170 222V221H169ZM176 222V221H175ZM179 222V221H178ZM203 222V221H202ZM210 222H211V220H210ZM209 222V223H210ZM220 222V221H219ZM261 222H263V220H261ZM189 223V222H188ZM197 223V222H196ZM156 224V223H155ZM201 224V222L199 223V225ZM246 224V223H245ZM176 225V224H175ZM190 225V224H189ZM193 225H194V223H193ZM197 225V224H196ZM257 226L256 227H258V224H256ZM168 226V225H167ZM192 226V225H191ZM195 226V225H194ZM202 226V225H201ZM218 226H219V223H218ZM185 227V226H184ZM193 227V226H192ZM205 227V226H204ZM169 228V227H168ZM206 228V227H205ZM151 229V228H150ZM163 230H164V228H162ZM179 229V228H178ZM180 229H181V227H180ZM194 229H196V227L194 228ZM210 229V228H209ZM250 229V228H249ZM162 230V231H163ZM176 230H177V228H176ZM186 230V229H185ZM201 230V229H200ZM259 230V229H258ZM179 231V230H178ZM186 231H188V230H186ZM255 231V230H254ZM262 231V230H261ZM182 232H183V230H182ZM185 232V231H184ZM264 232V231H263ZM176 233V232H175ZM181 233V232H180ZM189 233H191V232H189ZM254 233V232H253ZM166 234V233H165ZM171 234V233H170ZM195 234V233H194ZM255 234V233H254ZM177 235V234H176ZM161 236H163V235H161ZM179 236V235H178ZM183 236V235H182ZM188 236V235H187ZM251 236V235H250ZM160 237V236H159ZM169 237V236H168ZM257 237V236H256ZM256 237H255V239H256ZM260 237V236H259ZM259 237H258V239H259ZM262 237V238H261ZM260 238L261 239H264L263 238V236H261ZM174 238H179V237H174ZM183 238V237H182ZM189 238H192V236L191 237H189ZM162 240H164V239H162ZM161 240V241H162ZM180 240H181V238H180ZM190 240V239H189ZM165 241V240H164ZM168 241V240H167ZM199 240L197 239V241L196 242H198ZM263 242H264V240H262ZM163 242V241H162ZM161 242V243H162ZM179 242V241H178ZM258 242H259V240H258ZM172 243V242H171ZM175 243V242H174ZM200 243V242H199ZM252 243V242H251ZM260 243V242H259ZM160 244V243H159ZM169 244H170V242H169ZM189 244V243H188ZM201 244V243H200ZM250 244V243H249ZM179 246H181V244L179 245ZM183 246V245H182ZM181 246V247H182ZM249 246V245H248ZM260 246H262V245H260ZM163 247V246H162ZM187 247V246H186ZM188 248V247H187ZM260 248H263V247H260ZM254 249V248H253ZM168 250H170V249H168ZM182 250H184V246L182 247ZM182 250H180V251H182ZM203 250V249H202ZM256 250V249H255ZM262 250V249H261ZM176 251V250H175ZM174 251V252H175ZM185 251V250H184ZM183 252V251H182ZM264 253V252H263ZM189 254V253H188ZM179 255H181V253L179 254ZM182 255H183V253H182ZM170 256V255H169ZM250 256V255H249ZM256 256V255H255ZM254 256V257H255ZM173 257V256H172ZM221 257V256H220ZM223 257V256H222ZM225 257H226V255H225ZM258 257V256H257ZM184 258V257H183ZM218 258V257H217ZM177 261V260H176ZM182 261H184V260H182ZM186 261V260H185ZM189 261V260H188ZM225 261V260H224ZM172 262H170V264H171ZM185 263V262H184ZM188 263V262H187ZM205 263V262H204ZM221 263V262H220ZM176 264H177V262H176ZM208 264V263H207ZM228 264H230V263H228Z\"/></svg>","mask_w":264,"mask_h":264}]
</instances>
